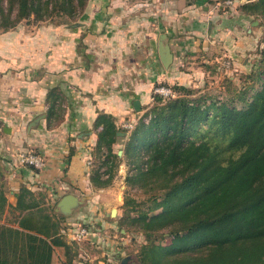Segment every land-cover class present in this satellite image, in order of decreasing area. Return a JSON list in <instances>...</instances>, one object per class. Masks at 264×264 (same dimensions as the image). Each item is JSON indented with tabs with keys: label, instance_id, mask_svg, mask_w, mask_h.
<instances>
[{
	"label": "trees",
	"instance_id": "1",
	"mask_svg": "<svg viewBox=\"0 0 264 264\" xmlns=\"http://www.w3.org/2000/svg\"><path fill=\"white\" fill-rule=\"evenodd\" d=\"M87 3L0 0V31L23 20L39 24L57 17L65 23V18H80ZM238 8L260 17L264 26V0H247ZM259 43V69L246 73L239 84L226 76L212 93L155 83L168 86L174 96L153 95L130 130L117 127L104 112L93 122L98 130L94 156L102 159L90 179L98 187L112 182V170L121 163L113 150L116 132L129 131L123 149L125 183L142 192L144 200L126 197L129 209L121 223L144 236L138 264H264V37ZM203 66L211 72L216 68ZM62 101L57 86L48 89V126L60 115ZM29 193L21 187L17 195L15 208L27 211L19 228L0 225V264H51L52 247L70 248L58 235V223L38 203L24 202ZM5 206L0 194V214Z\"/></svg>",
	"mask_w": 264,
	"mask_h": 264
},
{
	"label": "crops",
	"instance_id": "2",
	"mask_svg": "<svg viewBox=\"0 0 264 264\" xmlns=\"http://www.w3.org/2000/svg\"><path fill=\"white\" fill-rule=\"evenodd\" d=\"M223 6L217 0H88L77 27L49 25L45 37L17 28L2 33L0 194L6 206L0 216L27 212L15 208L21 187L30 192L24 202L38 203L45 213L58 196L73 194L81 200L78 218L92 226L85 240L95 245L110 236L116 181L98 187L90 179L98 139L93 122L104 112L119 127L138 113L135 100L140 109L148 106L155 83L199 86L201 64L221 55L235 64L257 51L253 18L236 3ZM162 34L172 54L167 68L159 56ZM56 86L64 113L53 127L47 125L46 94ZM20 151L41 154L45 167L18 165Z\"/></svg>",
	"mask_w": 264,
	"mask_h": 264
},
{
	"label": "rangeland",
	"instance_id": "3",
	"mask_svg": "<svg viewBox=\"0 0 264 264\" xmlns=\"http://www.w3.org/2000/svg\"><path fill=\"white\" fill-rule=\"evenodd\" d=\"M224 1L225 0H217V2H220L221 8H224L223 6ZM232 1L234 3H237V5L247 2V0H232ZM250 17L253 18L254 20L252 25H250V28L253 30V33H256L257 39L260 42V40H263V37H264V26L261 25L260 17H255V15H250ZM79 20H80L79 17L75 18L74 20L65 18L64 20L65 23H60V22H63V20H61L60 18L54 17L47 22L45 21L39 24L38 23L34 24L35 22H33L32 20H29L28 22L23 20L14 29L17 28L18 30H22L24 31L25 34H34L37 31H39L38 33H40L41 36L45 37L46 27H49V25H55L57 27H60L61 29H63L64 27L68 28L71 25H74V27H77ZM14 29H11L9 31H12ZM2 33H5V32L0 31V35ZM43 44L44 45L42 49H45L46 45L45 43ZM260 49L261 47H258L257 51L256 49H254V51L250 53L249 56L247 55L246 60L244 57H243L244 59L243 58L237 59L235 64H233V59L228 57L227 55L225 56L221 55L222 57L219 58V60L214 59V62L212 64L209 62L206 63V65H211L214 68L216 67L215 71L214 69H212V72H211V70H206L203 67V70L205 73L202 75L203 78L201 77L199 79L200 82H199V86L197 87H200L203 90H209L212 93H217L219 91V89L217 88L219 87L220 82L226 76H231V78L234 79L235 82L238 84L241 83L246 73L249 74L253 72L252 70L257 71L259 69L257 67H259L258 63L261 57V54L259 52ZM42 52L44 53L45 50H42ZM211 59H208V60H211ZM198 60H203V59L200 57L198 58ZM224 61H228L230 63L227 68L222 67V63ZM201 65L203 66V64ZM41 69L42 68H39V71ZM161 85H164V84H161ZM255 85H257V83ZM155 87L157 86H153L151 90L150 103L152 102V99H153L152 96L154 95L153 90ZM148 107L144 106L143 109L141 108L139 111H137L138 112L137 114H134V116L131 117V120H128L130 122L125 121L122 124H125L127 122V123H131L135 125L138 122V120L143 116V114L148 110L147 109ZM63 110L64 108L61 111H59L61 113L55 118V122H53L52 124L53 127L61 123L62 116L64 113ZM119 128L124 129L121 127V124ZM126 133H127L126 135L118 136L119 139L114 144L115 146H113L115 155L119 160H121V163L119 164L117 168L112 170L114 174L112 182L113 180H115L116 183H115L114 191L110 196V199H115L116 197V200L114 201V205H113V208L116 209V213L114 216H111V215L110 217L108 216V218L112 222V226L111 228H109L111 233L108 232L110 236L103 235L104 237L103 241L99 244L96 243L95 245L85 239H82L80 241L72 240L71 235L74 233V231L79 225H84L88 229L92 226H91V223H83L82 218L80 217L78 218V216L80 215L79 214L80 206H78L69 216H64L61 213H59L56 210V207H57L58 201L61 198L58 196L57 199H55L53 203L49 205V211L46 210L47 212L45 213L43 209L41 210H43V214L50 215L52 219H54L58 223V235H61L62 237H64V240L70 246V248L68 250H65L63 247H60V246L52 247L51 264H54V263L67 264V262L70 259L73 260L72 264H122L121 261L125 257H127L126 264H138L136 260V252L141 246V244L145 242L144 236L140 231H137L133 228L128 227L126 224L124 225L121 223V219L127 214V210L129 209V207L124 206L125 198L132 197L133 199H135L136 202H140L144 200V194L142 192L136 189H130L129 187H127L125 183L127 166L125 165L123 149L128 139L129 131H126ZM118 151H122V153L118 154ZM20 152H18L17 154H19ZM93 153H94V150H93ZM101 159L102 158L100 159L98 158V155L92 156L91 173H92V169H94V167H97L99 165ZM18 165L20 164L18 163ZM105 168L106 167H104V169ZM142 208L145 209L146 206L142 205ZM33 211H36V209H34ZM25 213L27 214V212ZM129 213L131 215L133 214V212H129ZM23 214L24 213L20 212V214L16 216V219L9 218L8 214L6 215V217L0 216V225L19 228V220ZM38 214H42V212L34 213L35 216ZM34 215L33 217H31V220L35 223L36 217ZM67 219L71 221L73 224L67 225L65 223L66 226H63L62 223L64 221H67ZM62 227L64 229V233L60 231V228ZM68 227L70 228V231L67 229ZM67 235H69V237H67ZM113 235H115V238L113 237ZM57 247H60V248H57ZM59 255L62 256L61 259ZM91 256H94V258L91 259Z\"/></svg>",
	"mask_w": 264,
	"mask_h": 264
},
{
	"label": "built area",
	"instance_id": "4",
	"mask_svg": "<svg viewBox=\"0 0 264 264\" xmlns=\"http://www.w3.org/2000/svg\"><path fill=\"white\" fill-rule=\"evenodd\" d=\"M224 5L232 6L234 2L232 0H225ZM228 61L222 63L223 68L229 66ZM154 95H159L163 98H168L174 96L172 90L168 86L159 85L153 90ZM121 127L130 130L133 127L131 123L121 124ZM17 162L22 166L31 167L34 169H43L45 167L46 161L42 155L35 151H22L17 155ZM90 234V230L84 225H79L74 233L71 235L72 240L80 241L85 239Z\"/></svg>",
	"mask_w": 264,
	"mask_h": 264
},
{
	"label": "water",
	"instance_id": "5",
	"mask_svg": "<svg viewBox=\"0 0 264 264\" xmlns=\"http://www.w3.org/2000/svg\"><path fill=\"white\" fill-rule=\"evenodd\" d=\"M159 56L163 66L167 68L172 61V54L170 52V47L168 44V38L166 34H162L160 36ZM133 105L136 111L140 110V103L138 100H135ZM126 134L127 133L124 131L116 132L117 136H121V135L123 136ZM120 153H122V151H118V154ZM80 204H81V200L77 198L75 195L66 194L58 201L56 210L64 216H69L78 206H80ZM115 213H116V209L112 208L110 215L114 216ZM126 261H127V257L123 258L121 263L126 264Z\"/></svg>",
	"mask_w": 264,
	"mask_h": 264
}]
</instances>
